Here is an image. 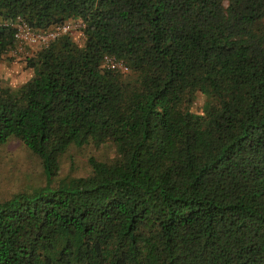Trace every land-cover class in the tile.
I'll return each mask as SVG.
<instances>
[{
  "label": "trees",
  "instance_id": "obj_1",
  "mask_svg": "<svg viewBox=\"0 0 264 264\" xmlns=\"http://www.w3.org/2000/svg\"><path fill=\"white\" fill-rule=\"evenodd\" d=\"M0 16L84 23L19 87L0 77V148L20 140L46 178L0 199V264H264V0H0ZM15 34L0 22V62ZM90 144L113 156L60 179Z\"/></svg>",
  "mask_w": 264,
  "mask_h": 264
},
{
  "label": "rangeland",
  "instance_id": "obj_2",
  "mask_svg": "<svg viewBox=\"0 0 264 264\" xmlns=\"http://www.w3.org/2000/svg\"><path fill=\"white\" fill-rule=\"evenodd\" d=\"M229 0H224L225 5ZM77 19H70L74 25L73 36L79 43L83 42L82 28L77 26ZM5 21L0 16V22ZM42 44L32 41L11 48L4 54L0 62V77L3 85L17 88L33 75V69L27 66L26 59L34 55ZM204 96L200 94L195 105L201 107ZM90 156L105 159L113 156L109 145L96 146L93 144L75 147L71 146L60 158V179L88 175L91 171ZM46 183L41 160L33 154L23 142L11 139L0 148V199H5L19 190L32 191Z\"/></svg>",
  "mask_w": 264,
  "mask_h": 264
},
{
  "label": "built area",
  "instance_id": "obj_3",
  "mask_svg": "<svg viewBox=\"0 0 264 264\" xmlns=\"http://www.w3.org/2000/svg\"><path fill=\"white\" fill-rule=\"evenodd\" d=\"M76 21L78 23L77 26L83 28V21L81 19H77ZM2 23L15 27V36L19 45L30 43L32 41H38L42 45H47L51 40L58 36L73 33L74 30V25L71 21H65L64 23L54 25L50 30L43 33L32 30V28L20 17H17L15 20H5ZM103 64L108 68L117 69L124 73L128 71V66L123 60L117 59L115 56L109 54L104 56Z\"/></svg>",
  "mask_w": 264,
  "mask_h": 264
}]
</instances>
